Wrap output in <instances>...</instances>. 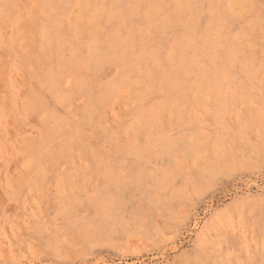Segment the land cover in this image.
<instances>
[{
	"label": "rangeland",
	"instance_id": "1",
	"mask_svg": "<svg viewBox=\"0 0 264 264\" xmlns=\"http://www.w3.org/2000/svg\"><path fill=\"white\" fill-rule=\"evenodd\" d=\"M0 264H264V0H0Z\"/></svg>",
	"mask_w": 264,
	"mask_h": 264
},
{
	"label": "bare ground",
	"instance_id": "2",
	"mask_svg": "<svg viewBox=\"0 0 264 264\" xmlns=\"http://www.w3.org/2000/svg\"><path fill=\"white\" fill-rule=\"evenodd\" d=\"M258 86V85H257ZM259 87V86H258ZM248 107V106H247ZM235 119V118H234ZM243 129V128H242ZM242 129H240V131L242 130ZM245 132H246V130H244ZM242 132V131H241Z\"/></svg>",
	"mask_w": 264,
	"mask_h": 264
}]
</instances>
